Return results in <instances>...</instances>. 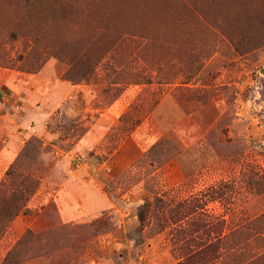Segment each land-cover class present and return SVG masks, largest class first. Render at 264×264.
<instances>
[{
  "label": "rangeland",
  "instance_id": "rangeland-1",
  "mask_svg": "<svg viewBox=\"0 0 264 264\" xmlns=\"http://www.w3.org/2000/svg\"><path fill=\"white\" fill-rule=\"evenodd\" d=\"M0 91V264H264V0H0Z\"/></svg>",
  "mask_w": 264,
  "mask_h": 264
},
{
  "label": "crops",
  "instance_id": "crops-1",
  "mask_svg": "<svg viewBox=\"0 0 264 264\" xmlns=\"http://www.w3.org/2000/svg\"><path fill=\"white\" fill-rule=\"evenodd\" d=\"M9 96L6 93L3 94V98H1L4 99V102H0V169L7 168L19 156L30 138L37 137L45 141L49 139L48 136L50 135L49 133H42L47 126L43 127L40 123H34L35 121L32 119H22L24 122H21L20 119L16 121L7 115H1V110L10 106ZM3 128L6 129V132H3Z\"/></svg>",
  "mask_w": 264,
  "mask_h": 264
},
{
  "label": "trees",
  "instance_id": "trees-1",
  "mask_svg": "<svg viewBox=\"0 0 264 264\" xmlns=\"http://www.w3.org/2000/svg\"><path fill=\"white\" fill-rule=\"evenodd\" d=\"M29 1V0H28ZM114 46V44H112ZM114 48V47H113ZM69 78V76H67ZM86 76L85 74L82 75V78L84 79ZM70 79V78H69ZM71 80V79H70ZM19 187H21L19 189ZM17 187L9 196V199H1L0 204L7 206L3 211L4 213L1 214L0 218V235H2L9 224L13 221V219L22 211V209L25 207L27 200L35 193L36 189L38 188V182L31 176H25L22 181L20 182V186ZM19 190V191H17ZM22 198L23 203L19 204L17 203L18 200ZM18 199V200H17ZM12 208V209H8ZM2 211V212H3ZM141 219L142 216L140 215ZM3 221H6V224H3ZM32 235V236H31ZM34 237L33 233L31 231H28L25 236L22 238V240L18 243V245L13 249L5 258L3 263L1 264H15V258H17V255H19V248L20 246H23V243L26 242L29 237ZM264 256V253L262 254ZM261 256V255H259Z\"/></svg>",
  "mask_w": 264,
  "mask_h": 264
}]
</instances>
